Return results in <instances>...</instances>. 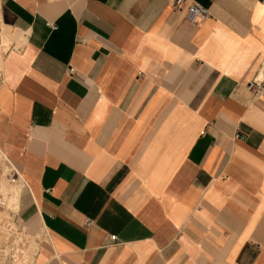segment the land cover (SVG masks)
Segmentation results:
<instances>
[{
	"label": "crops",
	"instance_id": "1",
	"mask_svg": "<svg viewBox=\"0 0 264 264\" xmlns=\"http://www.w3.org/2000/svg\"><path fill=\"white\" fill-rule=\"evenodd\" d=\"M196 1L0 0L34 264H264V0Z\"/></svg>",
	"mask_w": 264,
	"mask_h": 264
},
{
	"label": "rangeland",
	"instance_id": "2",
	"mask_svg": "<svg viewBox=\"0 0 264 264\" xmlns=\"http://www.w3.org/2000/svg\"><path fill=\"white\" fill-rule=\"evenodd\" d=\"M1 22V19H0ZM2 24V22H1ZM21 37L15 33V31L0 25V42L4 41L5 45L0 48V57L3 59L5 53L13 47H18L20 45ZM1 73V69H0ZM4 174L7 177L8 188L0 190L1 193L9 197L10 192L15 189L14 187L21 185L23 186V181L19 172L6 161L0 162V178ZM17 188V189H18ZM20 193L16 196L17 201L19 200ZM13 215L9 222L5 223L4 228L0 230V253L7 252L9 255L14 253V261L12 264H34L35 258L32 257V252L38 251L36 238L31 237L27 234V229L22 223L20 217L19 209L16 212L13 211ZM7 239V240H5ZM38 239V238H37ZM11 244L14 242L13 246L5 244ZM10 248H9V247ZM8 255V256H9ZM6 257V256H4Z\"/></svg>",
	"mask_w": 264,
	"mask_h": 264
},
{
	"label": "built area",
	"instance_id": "3",
	"mask_svg": "<svg viewBox=\"0 0 264 264\" xmlns=\"http://www.w3.org/2000/svg\"><path fill=\"white\" fill-rule=\"evenodd\" d=\"M168 1L170 2L174 10L184 11V16H183L184 20L189 24H197L209 16L208 10L200 3H198L196 0H168ZM12 216H14L13 210H11V208L8 206V197L0 192V230L4 228L5 223L11 220ZM5 244L13 246L14 242L11 244L5 242ZM36 254L37 251L32 252L31 256L35 257ZM3 255H5L6 257H4ZM8 255L9 253L7 252L0 253V264L13 263L14 253L9 256Z\"/></svg>",
	"mask_w": 264,
	"mask_h": 264
},
{
	"label": "bare ground",
	"instance_id": "4",
	"mask_svg": "<svg viewBox=\"0 0 264 264\" xmlns=\"http://www.w3.org/2000/svg\"><path fill=\"white\" fill-rule=\"evenodd\" d=\"M0 25H2L1 22H0ZM4 45H5L4 41H1L0 42V48H1V46H4ZM1 68H2V58L0 57V69ZM6 180H7V177L4 176V174H3L0 178V190L8 188V181H6ZM14 188L15 189H13V191L10 192V195H8L9 196L8 197V206L11 208V210L16 211L17 206H18V201H17L16 196L19 194V188H18V186H17L18 189L16 188V186ZM3 256H5V255H3Z\"/></svg>",
	"mask_w": 264,
	"mask_h": 264
}]
</instances>
